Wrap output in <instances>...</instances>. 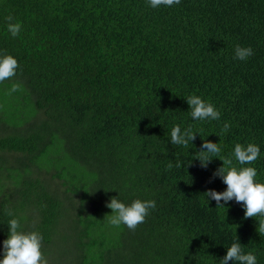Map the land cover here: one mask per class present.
<instances>
[{
  "label": "trees",
  "instance_id": "16d2710c",
  "mask_svg": "<svg viewBox=\"0 0 264 264\" xmlns=\"http://www.w3.org/2000/svg\"><path fill=\"white\" fill-rule=\"evenodd\" d=\"M236 45L253 55L234 59ZM4 55L19 67L0 82V260L15 218L48 264H221L233 243L264 264V217L207 202L227 188L213 175L223 162L195 159L219 143L264 183V0H0ZM191 95L220 119H193ZM177 125L196 133L188 147L170 142ZM237 143L257 145V161L240 165ZM112 197L156 207L134 231L115 227Z\"/></svg>",
  "mask_w": 264,
  "mask_h": 264
},
{
  "label": "clouds",
  "instance_id": "9594fccd",
  "mask_svg": "<svg viewBox=\"0 0 264 264\" xmlns=\"http://www.w3.org/2000/svg\"><path fill=\"white\" fill-rule=\"evenodd\" d=\"M152 8L160 6L171 7L179 5L181 0H148ZM8 31L12 37H17L21 30L22 24L19 22L12 23V16H8ZM253 55L251 47H241L236 45L234 59L246 61ZM19 67L18 61L11 55L0 57V82L11 79L16 75ZM20 89L18 84H14L11 92ZM187 104L191 108L190 115L195 120H219L220 112L210 103L204 101L201 97L191 95L187 98ZM230 128V124L225 122L222 132L226 133ZM196 139L191 127L181 130L180 126H175L170 133V142L172 145H180L188 147L189 143ZM206 149V151H204ZM221 145L208 140H204L201 150L196 153L195 159H198L202 167H207L212 158H219L223 162V166L218 168L213 174L214 177L222 178L227 188L223 192L208 190L204 193L207 198L216 201V208H225V204L233 199L237 203H242L245 208V218L264 217V183L256 182L257 169L255 167L246 166L237 168L233 166V160L229 157H221ZM260 156V149L257 145L249 143L246 146L237 143L234 147L235 160L240 165H251L257 161ZM191 161L189 162V165ZM172 164L169 163L170 169ZM221 201L224 204H221ZM112 210L109 223L115 227L121 224L126 225L128 229L135 230L139 224L145 221L150 210H154L156 202L154 200L141 201L139 199L133 201L130 205H125L117 197H112L110 203L106 205ZM7 215L12 216L11 210L7 211ZM9 236L4 240L3 259L0 264H48L44 257L41 247L43 237L38 232L25 233L21 231V223L17 219H11L8 223ZM259 232H264V220L259 222ZM229 261L239 262V264H257V257L249 252L244 254L240 243H233L227 248L226 255L221 259V264H229Z\"/></svg>",
  "mask_w": 264,
  "mask_h": 264
}]
</instances>
